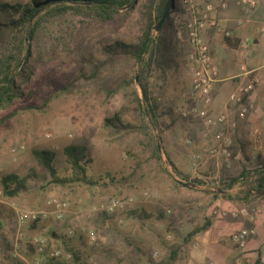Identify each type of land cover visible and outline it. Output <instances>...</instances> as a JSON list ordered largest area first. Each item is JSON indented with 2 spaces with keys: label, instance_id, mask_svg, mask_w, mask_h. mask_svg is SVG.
Listing matches in <instances>:
<instances>
[{
  "label": "rangeland",
  "instance_id": "obj_1",
  "mask_svg": "<svg viewBox=\"0 0 264 264\" xmlns=\"http://www.w3.org/2000/svg\"><path fill=\"white\" fill-rule=\"evenodd\" d=\"M183 1L178 2L182 13L171 15L162 29L165 38L176 40L173 62L147 69L148 91L157 105V127L136 102L142 99L136 84L138 63L118 58L96 80L84 79L90 73V60L105 59L102 46L138 42L144 27V0L107 23L87 9L58 16L44 10L32 21L38 23L35 33L32 40L25 37L24 41V50L32 55L27 65L32 74L25 77L17 70V97L0 108V179L11 174L26 179L25 191L14 198L5 197L0 185V264H74L73 253L81 264H161L168 246H185L187 226L194 222L188 220L187 212L194 208L195 199L178 189L176 183L187 179L176 168L178 155L168 156L175 147L171 136H180L177 125L190 119L177 113L187 108L182 86L188 81L192 52L186 36L177 35L190 19ZM201 2L198 10L205 1ZM0 3L25 5L27 0ZM223 39L232 40L236 47L240 41ZM25 56L20 67L25 66ZM115 115L131 126L129 133L105 126V119ZM68 145L86 148L89 183L54 184L31 154L35 149L52 151L57 176L72 178L62 154ZM18 146L23 150L13 154L11 150ZM149 192L155 196L147 199ZM129 198L132 205L113 215L98 211L111 199ZM49 199L67 203L68 213L61 222L17 223V213L46 210ZM68 229L75 231L73 237L67 236ZM89 231L99 242H88L85 234ZM42 245L40 253L37 249ZM53 250H60L61 258H50ZM67 255L72 258L68 260Z\"/></svg>",
  "mask_w": 264,
  "mask_h": 264
},
{
  "label": "crops",
  "instance_id": "obj_2",
  "mask_svg": "<svg viewBox=\"0 0 264 264\" xmlns=\"http://www.w3.org/2000/svg\"><path fill=\"white\" fill-rule=\"evenodd\" d=\"M254 1L255 6L248 8L242 6L239 0H211L212 16L220 26L233 39L248 38L249 46L241 50L232 46V40L225 46L221 33L211 28L203 32L218 72L210 92V105L199 106L207 110L209 117L226 115L233 118L235 110L229 105L228 96L235 91L237 78L246 71L257 70L260 83L255 88L250 113L244 120L238 121L234 130L224 131L231 153L228 162L218 155L207 157L195 167L192 159L198 149L213 146V136L225 127L208 130L201 118H190L177 125L180 136L184 138L171 136L175 147L168 152V156L179 157L176 158L178 167L174 166L186 176V181L196 179L202 182L200 186L186 183L194 187H184L178 182V189L192 194L195 199L191 211L185 208L189 211L187 215L190 213L188 220L194 222L190 223V228L187 226L184 236L194 227H203L184 246L185 249L181 247L173 264H264V195L258 196L251 190L255 174L264 161V0ZM191 2L198 8L202 6L201 0ZM223 5L226 7L223 8ZM238 21L242 22L240 26ZM189 86L188 75V81L182 88L186 91ZM186 103L187 108L192 105L190 101ZM242 172H246L245 175L230 189L215 194L220 185ZM243 230L249 235L245 247L238 249L231 237Z\"/></svg>",
  "mask_w": 264,
  "mask_h": 264
},
{
  "label": "trees",
  "instance_id": "obj_3",
  "mask_svg": "<svg viewBox=\"0 0 264 264\" xmlns=\"http://www.w3.org/2000/svg\"><path fill=\"white\" fill-rule=\"evenodd\" d=\"M167 1L168 0H144L142 6L144 27L138 42L128 45L119 42L102 46L101 52L105 59L102 61L90 60V73L84 76V79L96 80L99 73L118 58H126L138 63L140 67L137 70L138 81L136 84L141 92L142 99L136 102L138 103L139 110L142 111L145 117L149 118L154 127H157L158 124L157 105L148 91L146 83L147 69H149L152 64H155L157 67H162L163 65L166 66L168 62H173V59L171 60L170 57L173 53V45L176 43V40L165 38L162 29L165 22L170 20L172 14L182 13L178 5L179 0H173V6L166 21L156 33V37H153L154 27L159 22ZM137 2L138 0H27L25 5L0 3V108L9 104L17 97L15 83V78L18 74L16 73L17 70H20L25 77L32 74V70H29L27 67L28 60L32 55L29 50H24V41L25 37H27V40H32L38 24L32 21L38 19L39 15L44 12V10L47 12V15L58 16L65 14L67 11L76 12L79 9H87L91 11L98 21L107 23L112 21L119 12L133 11ZM67 4H71L74 7ZM39 20H41V18H39ZM228 44L229 39H224V45L228 46ZM24 54H26L23 60L25 66L20 67L21 57ZM168 55L170 56L167 57ZM145 56L147 57L146 61H144ZM163 58L165 59L162 60ZM134 81L135 78L132 83ZM104 122L106 127L114 129L117 133H129L131 131V126L123 124L118 115H115L111 119H105ZM31 154L34 161L48 172L54 184L65 185L75 182L89 183L85 175L88 159L84 146L68 145L62 150L65 164L73 175L72 178L61 179L57 176V170L54 165V153L52 151L35 149ZM245 173L246 172H242L238 177L228 179L226 183H223L216 189L215 194L219 191L225 192L230 189L239 178L245 175ZM255 176L256 178L251 190L256 195L263 197L264 161L262 162L261 168L257 170ZM184 182L195 186L202 185V182L196 179L190 182ZM0 185L2 194L5 197L14 198L25 191L26 179L15 174L6 175L0 179ZM176 185L178 187V182ZM202 229L203 227H194L191 232L184 236L182 241L183 244L187 245ZM181 246L182 245L179 243L168 246L165 259L161 264H173L178 258ZM72 255L75 258L74 264H81L76 253Z\"/></svg>",
  "mask_w": 264,
  "mask_h": 264
},
{
  "label": "built area",
  "instance_id": "obj_4",
  "mask_svg": "<svg viewBox=\"0 0 264 264\" xmlns=\"http://www.w3.org/2000/svg\"><path fill=\"white\" fill-rule=\"evenodd\" d=\"M204 2L203 8L198 10V8L190 4L189 0H184V4L187 6V12L189 13L190 19L183 25V32H178L179 38L184 34L186 41L191 46L192 52L189 57L188 64V75L190 86L183 93L182 100L190 101L192 105L189 108H179L177 113L184 119L186 118H201L203 126L206 129H212L215 127H225L223 130L218 131L213 136L214 145L211 147H204L198 149L192 159L193 165L202 162L207 157H216L218 155L222 156L226 162L231 158V153L229 150V139L224 133L225 130H234L237 127L238 121H242L252 110V102L255 88L260 83V76L257 70L246 71L241 74L237 80V87L228 96L229 105L234 108V117L230 118L226 115H220L217 117H209L207 110L203 109L201 106L208 107L211 103V89L212 85L215 83V77L218 72L217 65L213 61V57L210 51L208 43L203 38V32L207 28H211L222 34L225 38H231L229 32L225 31L217 20L212 16L213 7L210 0H202ZM207 2V3H206ZM240 4L252 8L255 6L254 0H239ZM226 6L223 5V8ZM241 21L237 22L240 26ZM249 46L248 38L240 39L238 43V48L241 50L247 49ZM201 105V106H199ZM48 137V136H47ZM23 150V147H15L11 150L14 154L18 151ZM264 155V153H263ZM155 196V193L149 192L145 194L147 199ZM133 203V199H111L98 210L103 215L110 216L113 215L118 210H124L129 208ZM68 213V205L59 199H49L47 201L46 210L40 211H23L17 213V223L21 226L24 224H34L40 221L53 220L58 223L61 222ZM169 212H167L168 214ZM75 231L73 229H68L67 236L73 237ZM249 233L245 230L235 233L231 237L232 243L238 249H243L245 247L246 238ZM88 242L95 244L99 242L98 237L95 233L89 231L85 234ZM41 242V241H40ZM42 243V242H41ZM44 246L38 247V252H43ZM60 250H53L49 253V257L52 259H59L62 256ZM66 258L70 260L71 255H67ZM34 264H38L35 261Z\"/></svg>",
  "mask_w": 264,
  "mask_h": 264
},
{
  "label": "water",
  "instance_id": "obj_5",
  "mask_svg": "<svg viewBox=\"0 0 264 264\" xmlns=\"http://www.w3.org/2000/svg\"><path fill=\"white\" fill-rule=\"evenodd\" d=\"M172 6H173V0H168L167 1V4H166V7L162 13V16L159 20V22L155 25L154 27V31L157 33L160 28L162 27L163 23L166 21L171 9H172ZM181 185H183L184 187H194L193 185H190V184H186V183H181Z\"/></svg>",
  "mask_w": 264,
  "mask_h": 264
}]
</instances>
